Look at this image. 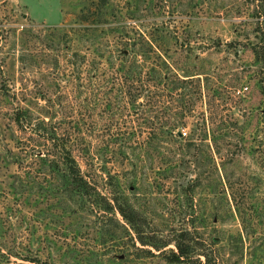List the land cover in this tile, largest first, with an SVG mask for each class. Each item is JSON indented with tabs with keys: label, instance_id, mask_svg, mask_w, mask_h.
Here are the masks:
<instances>
[{
	"label": "rangeland",
	"instance_id": "374dc122",
	"mask_svg": "<svg viewBox=\"0 0 264 264\" xmlns=\"http://www.w3.org/2000/svg\"><path fill=\"white\" fill-rule=\"evenodd\" d=\"M107 50L138 60L140 98L97 68ZM64 148L99 192L129 200L149 246L124 239L121 259V216L73 197ZM202 255L264 264V0H0V264Z\"/></svg>",
	"mask_w": 264,
	"mask_h": 264
},
{
	"label": "trees",
	"instance_id": "16d2710c",
	"mask_svg": "<svg viewBox=\"0 0 264 264\" xmlns=\"http://www.w3.org/2000/svg\"><path fill=\"white\" fill-rule=\"evenodd\" d=\"M97 48L98 50L96 51V53H100L102 55L101 57L105 56V52H102V50L100 49V45H98ZM107 53L110 55V58H106L105 62L97 64V68L104 72H106L108 68L113 69L112 72L115 74V76H119L117 80L122 79L121 83L119 84V88H121L120 93L126 94V91L123 92V87H127L130 90L136 91L135 94H130L132 95V100L140 98L143 91L145 90L146 80L143 79L145 76L140 72H138L137 74L132 73V70L138 67H135V65H138L139 63L138 60H135V62H133V60L129 59L130 53L125 54L123 50H117V56L114 52H112V50H107ZM144 53L147 54L149 52L144 51ZM112 55H115V59ZM177 81H179L180 83H184L186 80L178 78ZM18 123H20V121H18ZM176 125L177 124L172 123H169L167 125L169 130V142L175 144L178 148H182V146H184L183 137H181L179 134L173 133V129ZM165 126L166 125H163V127ZM158 142L159 141L157 137H153L148 143L149 149L155 151L157 149ZM63 155V159L68 165V175L71 178V184L73 186L72 191L76 194V196L74 195L73 197H77L81 200V202L89 204V209L93 212L95 211L99 214L101 213L107 217V214L110 213V211H113L115 215L121 216V219L117 217L116 221L118 226L115 233V236L120 240L119 251L122 254L121 259H124L128 255L127 250L129 249L128 243L124 242V239H127V241H132V246H135L137 238H135L134 235H137L138 237H140V243L143 247L147 245L149 246V244H147V242L145 241L146 237H144L145 235L144 230H142V225L140 221H138L134 216L129 200L125 199V197L110 199L103 193L99 192L97 186L93 185L91 181L83 175L72 153L64 148ZM176 165L177 163L175 161L170 162L169 170H174L173 168H176ZM120 200L122 201L120 202ZM74 202H78V200H74ZM190 235L191 232L189 230H183L177 235V238L173 240L176 250L171 249L170 251L175 262L183 263L190 260L191 247L188 243ZM170 245L171 243L165 242L161 246H155L154 249L157 252L164 253L165 249ZM150 252L152 253L151 250L149 251V253ZM202 256L205 258V260L201 261L199 258V264H216V260H214L212 257L207 255Z\"/></svg>",
	"mask_w": 264,
	"mask_h": 264
}]
</instances>
